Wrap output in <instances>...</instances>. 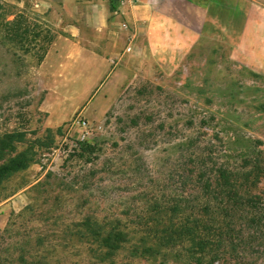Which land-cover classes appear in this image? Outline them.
<instances>
[{
	"label": "rangeland",
	"instance_id": "obj_1",
	"mask_svg": "<svg viewBox=\"0 0 264 264\" xmlns=\"http://www.w3.org/2000/svg\"><path fill=\"white\" fill-rule=\"evenodd\" d=\"M183 1L201 36L180 67L161 74L131 48L113 101L88 121L66 116L88 100L83 79L62 111L40 110L52 34L0 0V136L32 161L0 186V264H264V0ZM12 15L31 30L23 40ZM86 217L127 234L107 262L72 236ZM182 227L192 235L165 245Z\"/></svg>",
	"mask_w": 264,
	"mask_h": 264
},
{
	"label": "crops",
	"instance_id": "obj_2",
	"mask_svg": "<svg viewBox=\"0 0 264 264\" xmlns=\"http://www.w3.org/2000/svg\"><path fill=\"white\" fill-rule=\"evenodd\" d=\"M132 1L115 10L111 0H12L52 34L39 66L46 86L42 112L62 111L65 95L77 91L76 79H83L88 100L66 116L101 117L116 94L128 47L134 54L144 51L161 74L172 75L180 67L201 36L194 8L183 0ZM21 18L12 15L7 22L21 24ZM253 19L263 21L255 11ZM26 31L29 36L31 30ZM100 92L99 105L88 110L87 103Z\"/></svg>",
	"mask_w": 264,
	"mask_h": 264
},
{
	"label": "trees",
	"instance_id": "obj_3",
	"mask_svg": "<svg viewBox=\"0 0 264 264\" xmlns=\"http://www.w3.org/2000/svg\"><path fill=\"white\" fill-rule=\"evenodd\" d=\"M7 28L8 32L11 31L12 37L20 40H23L24 35L27 34V31L21 29V24L17 21L8 22ZM82 146L83 150L90 148L86 143ZM31 162L26 152L16 151L13 135L0 136V186L14 174L26 170ZM222 178L228 179V177ZM78 228L72 236L91 244L94 247L92 250L100 262L109 261L127 242V234L123 229L118 226H107L90 217L84 218ZM192 233L193 229L182 227L177 233L172 231L164 237L163 242L165 245L174 242L176 239L173 234H177L178 238H188ZM191 245H195L196 247L194 248H198L197 254H202L206 243L203 241L195 243L192 237ZM197 262L200 264L199 260Z\"/></svg>",
	"mask_w": 264,
	"mask_h": 264
},
{
	"label": "built area",
	"instance_id": "obj_4",
	"mask_svg": "<svg viewBox=\"0 0 264 264\" xmlns=\"http://www.w3.org/2000/svg\"><path fill=\"white\" fill-rule=\"evenodd\" d=\"M113 2L115 10L119 9L120 7L124 6L126 3L134 2L132 0H111ZM125 29H127L126 25H123ZM130 51V48L128 47L126 49V52ZM77 125L83 130L81 133V140L84 141L86 139L87 130L89 129V125L84 120H78Z\"/></svg>",
	"mask_w": 264,
	"mask_h": 264
}]
</instances>
